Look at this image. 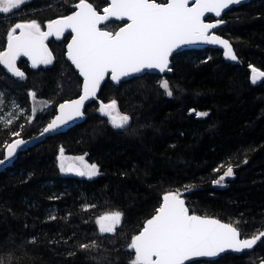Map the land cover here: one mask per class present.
Returning <instances> with one entry per match:
<instances>
[{
  "label": "trees",
  "instance_id": "1",
  "mask_svg": "<svg viewBox=\"0 0 264 264\" xmlns=\"http://www.w3.org/2000/svg\"><path fill=\"white\" fill-rule=\"evenodd\" d=\"M86 1L99 12L109 4ZM78 2L27 0L0 13V51L16 23L35 21L45 30ZM221 21L216 33L230 42L237 63L227 62L219 49H190L172 56L170 74L144 73L117 86L107 79L81 123L20 153L0 172V264H131L128 245L166 192H178L192 213L234 225L241 238L264 231V80L250 79L251 67L264 71V0L233 7ZM123 24L112 21L101 28ZM68 39L64 34L48 41L50 66L19 61L24 78L0 64V158L16 138L37 135L58 103L79 95L80 77L64 57ZM33 99L42 103L39 108ZM112 101L130 117L126 129L114 128L98 112L100 103ZM202 112L208 115H197ZM60 149L83 156L99 174L65 175ZM228 167L233 176L217 184ZM111 212L121 213L120 223L102 235L96 219ZM262 260L264 237L241 255L190 264Z\"/></svg>",
  "mask_w": 264,
  "mask_h": 264
},
{
  "label": "snow or ice",
  "instance_id": "2",
  "mask_svg": "<svg viewBox=\"0 0 264 264\" xmlns=\"http://www.w3.org/2000/svg\"><path fill=\"white\" fill-rule=\"evenodd\" d=\"M24 3L26 0H0V13H10ZM240 3L241 0H194V6L188 7V0H168L164 4L155 0H111L110 6L105 7L101 15L91 3L79 0L74 5L78 11L48 23L47 31H41V26L35 21L16 23L7 33V50L0 51V64L14 76L24 78V73L15 66L17 58L28 57L33 67L49 64L52 54L45 44L48 37L56 35L59 39L66 29L74 34L67 45V57L83 77V95L61 104V115L44 128L43 135L82 116L85 100L95 97L108 73H111L113 81L120 83L121 78L142 73L145 69L164 72L168 69L169 56L174 50L181 45L198 42L218 43L225 49L224 54L228 59L236 60L227 41L208 35V30L217 24H206L202 17L206 12L219 17L224 9ZM113 17L118 20L126 18L129 23L115 33L98 27ZM17 30L19 35L15 34ZM258 78H264V71L253 68L252 82L256 83ZM161 87L168 96L173 95L167 81H163ZM31 95L35 98V93ZM100 112L109 118L114 128L126 129L129 125L130 117L119 113L115 101L101 104ZM197 115L207 116L208 113ZM23 143L17 140L9 145L8 155L11 156ZM79 159L82 161V158ZM60 170L75 171L77 175L89 178L99 174L94 164L85 165L84 170L72 165L65 168L63 159ZM233 174V169L228 167L216 183L220 184L225 177ZM162 200L156 214L147 220L143 230L128 245L129 250L134 251L131 264H184L192 257H214L228 249L234 252L252 249L264 237V232H260L252 238L241 239L238 229L230 224L189 215L178 192L167 193ZM120 220L121 213L112 212L99 217L96 223L101 233H113ZM81 247L87 248L88 245Z\"/></svg>",
  "mask_w": 264,
  "mask_h": 264
},
{
  "label": "water",
  "instance_id": "3",
  "mask_svg": "<svg viewBox=\"0 0 264 264\" xmlns=\"http://www.w3.org/2000/svg\"><path fill=\"white\" fill-rule=\"evenodd\" d=\"M250 1H252V0H241V3H240V4L230 5L229 8L224 9V10L222 11L221 16H219V17H217V16L215 15V13H212V12H206V13L204 14V16L202 17L203 22L206 23V24H217L216 27H214V28H210V29L208 30V35H209V36L215 35V36L219 37L220 39H223V40L227 41L228 44L231 46V48H232V50H233V47H232V45L230 44V42H229L226 38H224V37H222L221 35H219V34L216 33V31L222 26V23H217V22H218V21H221V17L224 15V13H226L227 11H229L230 9H232L233 7H238L239 5H242V4H245V3H248V2H250ZM86 2H87V1H86ZM108 2H109L108 6H110V4H111V0H109ZM167 2H168V0H167L165 3H167ZM88 3H89V2H88ZM161 4H164V3H161ZM108 6H107V7H108ZM187 6H188V7H193V6H194V0H188V5H187ZM103 9H104V8H103ZM103 9H102L101 12H99V11H97V10H96V11H97L98 14H101V15H102V14H103ZM75 11H78V9L75 8L72 12H70V13L67 14L66 16L73 14ZM66 16H64V17H66ZM209 17H211L212 20H208ZM61 18H63V17H61ZM61 18H58V19H61ZM55 20H57V19H55ZM53 21H54V20H53ZM112 21H114V22H124L125 24L122 25V26H125L127 23H129V21H127L126 18L123 19V20H118V19H116V18L113 17V18H110L108 21L101 23L100 25H98V27L100 28V27L104 26L105 24L110 23V22H112ZM51 22H52V21H51ZM49 23H50V22H49ZM122 26H120V27H122ZM120 27H119V28H120ZM119 28H118L116 31H119ZM47 30H48V29H47V27H46V29H45L44 31H47ZM102 30H104V29H102ZM17 31H18V30H17ZM116 31H115V32H116ZM115 32H114V33H115ZM64 34H70V38H69V40H68V42H67V44H66V46H65L64 57H65V60H66L67 62H69V63L73 66L75 72H77L78 76H79L80 79H81L80 93H79L78 96H76V97H74V98H71V99H68V100H65V101H62V102L58 103L57 106H56L55 114L53 115V117L50 119V121H49V122H48V123H47V124L41 129V131H40L37 135H34V136H32V137H28V138H16V139L13 140L11 143H9V144L6 146L5 150H4V156H3L2 158H0V161H3V163H0V172H2L3 170H5L6 168L10 167V166L12 165V163L17 159V156H18L19 153L24 152L25 150H27V149H29V148H31V147H33V146H35V145H37V144L43 142L47 137H50V136L56 135V134L61 133V132H65V131H67L69 128L75 126L76 124L81 123V122L84 120V118H85L84 110H85L86 106H87L88 104H90L91 102H93V101H97V95H98V93H99L101 87L103 86V84L105 83V81H106L107 79H108L113 85L117 86V85H119V84H120L121 82H123V81H126V80H128V79H131V78H133V77L141 76V75L144 74V73H154V74H157V75H159V76H161V75H163V74H170V73H171V58H172V56H173L174 54L178 53V52H181V51H184V50H190V49H204V48H207V47H209V48H214V49H219V50L222 51V53H223V57H224V59H225L227 62L234 64V63H237V61H238V59H236V60L228 59V58L225 56V54H224L225 49L223 48L222 45H220V44H218V43H217V44H207V43H199V42H198V43H193V44H184V45H181L180 48L174 50V51L172 52V54L169 56L168 69H166L164 72L159 71V69H145L142 73L135 74V75L130 76V77H124V78H121L120 83H117V82H115V81H113V80L111 79V73L106 74V75H105V78L101 81V83H100V85H99V88H98L97 91H96L95 97H90L89 99L85 100L84 105H83V107H82V109H81V112L83 113L82 116L76 117V118L73 119V120H69V121H68L67 123H65V124H61V125H60L58 128H56L54 131H50V132H48V133H45V134L41 135V133L43 132L44 128H46V127H47V126H48V125H49V124H50V123H51V122H52L57 116L61 115V113H60V108H59V106H60L61 104H65L66 102H71V101L77 100V99H79V98L83 95V77H81V76L79 75V70L75 68V66L71 63V61H70V60L68 59V57H67V45H68L69 43H71L72 36H73L74 34L71 33V30H70V29H66V30L61 34L60 38H62V36H63ZM17 35H19V34H17ZM52 38H56V39H58V38L56 37V35L49 36L48 39L45 41V44L47 43V41L51 40ZM60 38H59V39H60ZM46 46H47V45H46ZM6 50H7V44H6L5 51H6ZM233 53H234V50H233ZM234 54H235V53H234ZM20 60H24V61H26L30 66H32V60L29 59V58L26 57V56H21V57L17 58V60H16V62H15V66H16V64H17ZM41 65H42V64H39V65L36 66V67H33V66H32V67H33V68H40ZM49 65H50V63H49L48 65H46V66H49ZM16 68H17V66H16ZM5 69H6V68H5ZM169 69H170V70H169ZM6 70H7V69H6ZM19 71H20V70H19ZM7 72H8L9 74H11L12 76H14V75H13L11 72H9L8 70H7ZM20 72H21V71H20ZM14 77H16V76H14ZM32 93H33V92H32ZM32 93H30V95H31ZM105 105H107V104H105ZM100 106H101V103L99 104V108H100ZM17 140H21V141H23L24 143L21 144L18 148H16L15 152H14L11 156H9V155H8V146L11 145V144H14ZM60 151H61V149H60ZM69 165H72V166H73L74 168H76V169H81V170H83V169L81 168V166L79 165V163H77V162H74V163H72V162L67 163V164H65V168H67ZM65 172H66L67 176H70V177L80 176V175H77L75 171H65ZM167 193H175V192H166L165 194H167ZM165 194H163V195H165ZM162 198H163V196H162ZM162 198H161V203H160V205H161L162 202H163ZM180 198L184 200V202H185V206H186V208L188 209L189 215H197V216H200V217H202V218L216 219V220H219V221L222 222V223L230 224V223L224 222V221H222V220H220V219H218V218H216V217H213V216L198 215V214H195V213L190 212V210H189V208H188V206H187V204H186L185 199H184L181 195H180ZM155 214H156V211L154 212L153 215H151L150 217H148V218L144 221V223H143V227L145 226L147 220L151 219ZM104 215H105V214H104ZM104 215H101L100 217H102V216H104ZM119 223H120V222H119ZM118 225H119V224H117V225L115 226V228H116ZM230 225H232V224H230ZM232 226L235 227L234 225H232ZM143 227H142V229H141L136 235H138V234L143 230ZM235 228H236V227H235ZM98 229H99V225H98ZM236 229H237V228H236ZM238 231H239V230H238ZM99 232H100V230H99ZM263 232H264V231H263ZM239 233H240V232H239ZM100 234L104 235V234H107V233H101V232H100ZM136 235H135V236H136ZM240 238H241V236H240ZM251 238H252V237H251ZM241 239H245V238H241ZM254 247H255V246H254ZM254 247H253V248H254ZM253 248H252V249H253ZM252 249H245V250L242 251V252H234V251L228 249V250H225L224 252H222V253L218 254L217 256H214V257H192V258L186 260V261L184 262V264H190V263L195 262V261H207V262L215 261V260H217L218 258H220V257H222V256H224V255H226V254L241 255V254H243V253H245V252L251 251ZM132 251H133V250H132ZM133 253H134V251H133ZM258 264H264V260L260 261Z\"/></svg>",
  "mask_w": 264,
  "mask_h": 264
},
{
  "label": "flooded vegetation",
  "instance_id": "4",
  "mask_svg": "<svg viewBox=\"0 0 264 264\" xmlns=\"http://www.w3.org/2000/svg\"><path fill=\"white\" fill-rule=\"evenodd\" d=\"M74 9H75V7H74ZM74 9H73V10H74ZM73 10H72V11H73ZM72 11H71V12H72ZM41 31H44V30H41ZM17 34H19V30L17 31L16 35H17ZM69 38H70V34H69ZM68 40H69V39H68ZM67 42H68V41H67ZM66 44H67V43H66ZM46 45H47V47H48V49H49V45H48V43H46ZM65 46H66V45H65ZM49 51H50V49H49ZM50 52H51V51H50ZM20 61H24V60H20ZM53 61H54V59H53V55H52V62L50 63V65L53 64ZM25 62H26V61H25ZM26 63H27V62H26ZM46 65H48V64H42L41 67H47ZM50 65H49V66H50ZM71 157L74 158L75 161H70L69 159H70ZM79 158H82V161H81V159H79ZM59 159H60V162H61V159H63L64 164H67V163H70V162H72V163L77 162V163H79V165L81 166V168H82L83 170H84V166H85V165H90V164H89V163L83 158V156H79V155H68V154H64V153H63V157H61V155H60V156H59ZM60 162H59V167H60ZM61 172H62V171H61ZM62 173H65V175H67L65 171L62 172ZM81 177H83V176H81ZM83 178H86V177H83ZM105 214H108V213H105ZM103 215H104V214H103ZM100 216H101V215H100ZM100 216H99V217H100ZM99 217H98V218H99ZM98 218H97V219H98ZM97 219H96V221H97ZM96 224H97V223H96ZM97 228H98V224H97Z\"/></svg>",
  "mask_w": 264,
  "mask_h": 264
},
{
  "label": "rangeland",
  "instance_id": "5",
  "mask_svg": "<svg viewBox=\"0 0 264 264\" xmlns=\"http://www.w3.org/2000/svg\"><path fill=\"white\" fill-rule=\"evenodd\" d=\"M27 1V0H26ZM16 10V9H15ZM27 23H29V22H27ZM103 29V28H102ZM104 30H107V31H111V32H115L116 30H109V29H104ZM16 33H17V31H16ZM15 33V34H16ZM254 67H251L250 68V71H251V73H250V79H251V82H252V69H253ZM256 69V68H255ZM258 70V69H257ZM258 71H260V70H258ZM77 73V72H76ZM81 80V79H80ZM261 80H264V78H258L257 79V81H256V83L257 82H259V81H261ZM80 86H81V82H80ZM79 93H80V88H79ZM3 99H4V96H3V94L2 93H0V108L2 107V103H3ZM41 102H39L38 100H35V99H33V105L36 107V108H39L38 106H41ZM11 107H13V104H12V106ZM98 112L101 114V112H100V108L98 109ZM120 113V112H119ZM121 114V113H120ZM8 115V112L7 113H5L4 115H2V118H5L6 116ZM121 115H123V114H121ZM107 117V116H106ZM108 118V117H107ZM108 120V122L110 123V125H112L111 124V122H110V120H109V118L107 119ZM8 121H9V119H8ZM84 158V157H83ZM70 161H75L74 160V158H70L69 159ZM65 165V164H64ZM83 177H86V178H89L88 176H83ZM226 178V177H225ZM222 182V181H221ZM112 213V212H111ZM259 235V234H258Z\"/></svg>",
  "mask_w": 264,
  "mask_h": 264
},
{
  "label": "bare ground",
  "instance_id": "6",
  "mask_svg": "<svg viewBox=\"0 0 264 264\" xmlns=\"http://www.w3.org/2000/svg\"><path fill=\"white\" fill-rule=\"evenodd\" d=\"M25 151H26V150H25ZM21 153H22V152H21ZM19 154H20V153H19ZM19 154H18V155H19ZM17 157H18V156H17ZM195 262H196V261H195ZM192 263H193V262H192Z\"/></svg>",
  "mask_w": 264,
  "mask_h": 264
}]
</instances>
